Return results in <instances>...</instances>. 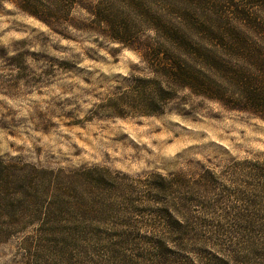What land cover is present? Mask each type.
Wrapping results in <instances>:
<instances>
[{"label":"trees","instance_id":"16d2710c","mask_svg":"<svg viewBox=\"0 0 264 264\" xmlns=\"http://www.w3.org/2000/svg\"><path fill=\"white\" fill-rule=\"evenodd\" d=\"M218 2L220 10L207 14L192 12L191 0H0V5L13 6L61 41L79 44L67 34L73 31L138 56L142 67L132 68L124 84L94 103L82 122L160 117L190 97L264 122V0ZM75 11L88 19L75 18ZM18 44L23 47L7 58L11 71L18 69L10 75L15 80L27 77L24 66L31 56L51 63L43 72L47 77L58 69L70 74L82 63L79 55L58 60L48 46L30 52V40ZM8 55L2 49L0 59ZM56 113L38 117L36 130L48 134L45 116ZM9 125L2 116L0 128ZM198 165L193 172L131 176L99 165L51 168L1 156L0 246L21 238L30 257L91 253L116 264H183L186 254L198 255L201 264L264 261V154Z\"/></svg>","mask_w":264,"mask_h":264},{"label":"rangeland","instance_id":"374dc122","mask_svg":"<svg viewBox=\"0 0 264 264\" xmlns=\"http://www.w3.org/2000/svg\"><path fill=\"white\" fill-rule=\"evenodd\" d=\"M191 1L190 9L197 14L220 10L218 0ZM73 15L88 19L81 11ZM67 34L79 44L61 41L13 6L0 5V54L2 49L9 54L0 59V118L5 116L10 124L7 130L0 128V157L21 156L51 168L99 165L136 176L193 172L207 160L218 165L231 158L264 154V122L194 97L160 117L82 122L94 103L124 84L132 68L142 66L137 55L119 51L118 46L105 40L96 42L93 37L73 31ZM23 40L31 41L30 52L38 53L42 46H48L55 49L52 53L58 60L79 55L82 63L70 74L58 69L55 77H47L43 72L51 63L31 56L24 66L27 77L15 80L10 75H16L18 69L12 72L7 58L23 47L18 44ZM48 111L57 113L55 117L45 116L44 124L50 129L44 134L36 126L38 117ZM79 122L82 123L69 126ZM21 241L15 238L0 246V264H116L104 258L97 260L91 253L63 256L47 252L30 257L21 249ZM182 257L183 264H201L198 255ZM238 262L264 264L253 257Z\"/></svg>","mask_w":264,"mask_h":264}]
</instances>
